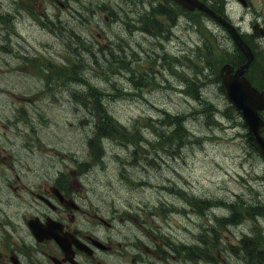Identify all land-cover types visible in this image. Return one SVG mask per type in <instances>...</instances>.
<instances>
[{
	"label": "rangeland",
	"instance_id": "rangeland-1",
	"mask_svg": "<svg viewBox=\"0 0 264 264\" xmlns=\"http://www.w3.org/2000/svg\"><path fill=\"white\" fill-rule=\"evenodd\" d=\"M15 0H0V8H4V13L11 14L7 11L9 8V3ZM21 8L17 11L15 8L10 7L12 12H15V15L21 20H25L19 24L22 26V30L16 34V37L20 39L22 46L24 47L23 52H29V55H34L33 59H38L37 53L32 52L30 49H41L44 45L48 46L45 42L54 43L55 38H57L56 33L51 31L47 25H44L37 14L34 15V11L29 7L28 0H17ZM50 1V0H47ZM53 1V0H51ZM62 3L60 8L53 7L49 8L51 5L41 3L40 6H35L37 12L42 16L50 13L52 16L50 18H55L56 15L59 17V20L66 19L67 16L72 18L69 9H74L73 6L77 2L75 0H60ZM99 2L103 0H98ZM252 7L242 8L236 0H224L222 6L224 7L226 2H229V11L232 18L238 22L244 31H252V24L254 18L264 22V0H250ZM82 4V3H81ZM76 7L82 9L80 4H75ZM77 12V11H76ZM75 12V15L79 14ZM103 12H100L101 18H103ZM245 16V18L243 17ZM78 17L82 18V15ZM238 17V18H236ZM84 18V17H83ZM236 18V19H235ZM41 19V20H40ZM45 21L46 17L44 18ZM98 20L95 22L93 19H89L86 29L89 30L88 35L93 36V40L97 45H102L107 49L96 48L92 52L87 50L83 45L71 46L67 45L64 50L60 52V59L52 60L50 58H45L42 60V63L39 64H29L25 62L21 63H12L11 66H7L6 63L0 68V74L9 75L8 69L13 68V73H21L18 75L28 76L25 79H21L27 89H35V92L32 95L34 101H40L41 104L35 111L39 115L44 114V107L48 103V98H54L59 100L61 103H66L68 108L65 112H73L74 104L73 100L78 97L79 92L84 90L85 87H88L90 90H94L95 94H110L111 98H120L122 97V107H116L110 110L107 114L115 121H120L123 124L133 127L135 124H138V119H142L143 123H139V126H146V123H149L154 117L160 115H167V112L162 110L164 105L170 109H166L170 114L178 113L177 117L172 119L173 130L171 133L163 139L162 143L168 144L169 139L173 136L176 138H185L190 135H193L192 139L184 140V144H178L175 148H172L173 153H169L166 150L161 149V144L159 142L152 141L151 143V152L153 156L141 154V157L134 156L133 150L134 145L129 143H124L118 137L119 128L115 125L116 129L113 133H104L96 140V134L92 131H86L82 127L77 129L70 137L62 138L61 136L64 133V130L57 128L54 132L50 133L49 137H44V133L40 135V140H34L30 143L31 146L40 145L45 150H56L63 149L66 150V154L69 153L71 159H75L77 163H84L87 160H94L95 156H89L88 151L92 150L96 153L107 150L108 151V161L107 167L101 171L95 172V177L102 181L103 185L107 186L105 193L106 197L110 199L124 198L126 201H132V205L135 208L134 212L127 219L125 225H120L116 232V239L124 241L126 245L131 244L132 239L135 238L136 234H142L147 237L157 236L154 233H151L145 225H141L140 222H137L138 219L143 215L151 212L153 215L159 216L157 214V203L160 201H180L172 207V221L171 229L173 231L179 230L182 239H196L195 235L199 233L200 228L198 227V222L201 221L202 214L196 213L191 214L196 211V206L192 203L182 202V196L179 194L172 195L169 197V193L163 194L161 190L165 187L166 184L163 183L165 180L167 182L168 177H173L177 182L183 179L185 184L189 185V190L193 194H205V196L212 198L214 194L218 195L221 198V204L224 205L226 200H234L239 196H244L247 198L245 203H250L252 200H256L257 204H264V158L256 150L255 146L248 142L246 139V133L248 132L252 135L248 128L246 130L241 126L233 125L228 121L227 116H223L222 112L218 116L221 118L218 124L211 123V117H208L198 106L206 105L203 100V95H205L207 100H209L208 106H218L219 108H225L229 110V101L228 99L220 93L217 85L211 87L209 85L198 84L197 79L203 78L200 74H189L187 76L189 79L182 80V76L185 74H175L180 77L181 81L169 83V79L165 78L166 75L170 74V69L173 62L178 58H184L186 54H192L197 50V47L200 43L199 37L207 33V30H204L201 33V27L196 31L191 30L189 27L176 28L174 30V36L170 39L171 42L166 43V46L171 47L172 49H163L155 56L147 57L141 59L138 55L136 59L131 57L126 51L122 43L114 45L118 41V35L116 29L119 26L117 19L113 23L109 21L108 29L102 33V29L98 24ZM145 26L151 30L160 29L162 31H172V27L167 29L164 25L156 21H147L144 23ZM152 24V25H151ZM139 28L137 25H135ZM210 29L214 32L220 33V26L216 25L214 22L209 23L205 26V29ZM128 31L131 30V26L127 27ZM98 32H101L98 35ZM124 38H128L129 35H121ZM140 39V38H139ZM133 46H136V49L144 52L145 44L140 43L138 45L136 42H131ZM136 43V44H135ZM28 45V47L25 46ZM93 44V43H92ZM165 46V45H164ZM113 52L110 54L109 52ZM232 51V50H231ZM230 52V51H229ZM184 53V54H183ZM231 53V52H230ZM129 62V66L134 67L135 71L131 69H126L122 62ZM148 61V62H147ZM264 59L261 57L259 62L256 63V68H263V79H264ZM227 63V62H226ZM115 65L120 70L117 73H104V69L108 65ZM219 68L222 64L219 62ZM53 67L51 75L53 77H58L60 73H63L64 76L61 80L48 83V75L41 74V66ZM263 65V66H262ZM84 66L88 68V73L80 78H75L77 75L83 73ZM148 66V67H147ZM187 70V68H185ZM179 71H183L182 68H179ZM12 73V74H13ZM66 73V74H65ZM11 75V74H10ZM212 75V74H209ZM176 77L177 79H179ZM139 82L149 81L146 86L136 90V87H127V84L124 82H130L132 79ZM192 79V80H190ZM211 81L214 80L213 75L210 78ZM261 84L264 85V82L261 81ZM180 86H186L184 89ZM193 86L195 89L200 92L201 100H199L197 95L190 96L187 94L188 87ZM67 90L66 93L59 94V90ZM0 107L4 106L7 102V97L15 101L19 97V93L22 91L13 87V90H7L4 87H0ZM29 91V90H27ZM30 92V91H29ZM26 92L28 95L31 93ZM6 93V95L4 94ZM210 94L211 96H207ZM118 95V96H117ZM7 96V97H6ZM187 96L188 98H184ZM20 98V97H19ZM190 98V99H189ZM62 103V104H63ZM31 104L34 103L31 101ZM62 110V108H61ZM63 111V110H62ZM213 111V109L211 110ZM50 113V110H49ZM49 113H46L47 116ZM171 117H173L171 115ZM213 117V116H212ZM223 117V118H222ZM229 119L233 118L232 114H229ZM80 122L84 124L87 122L85 116H78ZM227 120V121H226ZM225 121L227 122L225 124ZM8 117L3 112H0V133L1 129L7 125ZM235 123L237 121L235 120ZM225 124V125H224ZM191 129V131H190ZM10 130V129H9ZM145 133L150 134L152 128L145 127ZM112 135V136H109ZM264 136V132L262 133ZM6 136V134L4 135ZM19 135L17 142H13L18 147L26 150L27 142L22 141ZM107 136V138L103 137ZM213 136V137H211ZM22 137V136H21ZM253 139L255 136H253ZM154 138V135H152ZM16 139V138H15ZM255 142V141H254ZM4 144V143H3ZM2 144V145H3ZM64 144V146H63ZM185 148L182 150V147ZM49 146V147H48ZM157 148H159L158 151ZM13 152H10L11 155L14 153L17 157V164H28L24 161L23 155L17 153L12 149ZM68 151V152H67ZM5 153V151H2ZM168 154L170 159L166 162L163 158V154ZM146 158L145 163L150 165L157 166L151 170L145 169L144 174L140 176L149 177L151 174H156V178L149 177L150 187L144 189L131 188L132 183L128 178L124 179V184L120 186H111V179H115V176H121L125 174L130 175L132 170H127L128 168H133V162L138 166L139 159ZM48 162L44 159H39L35 165L25 166L24 171H28V177L35 176V174L41 169L46 168ZM155 169L156 172H155ZM256 171V172H255ZM255 175V180L252 178ZM89 182V180L87 181ZM153 184V185H152ZM88 185H90L88 183ZM154 187V188H152ZM110 188V189H109ZM249 198V199H248ZM167 199V200H166ZM217 199V200H218ZM171 205V204H170ZM239 204L230 205L232 208L237 207ZM16 206L17 204H12L11 207ZM226 206V205H225ZM169 207L166 206L164 211ZM147 210L146 213L144 211ZM217 213L222 216L229 213V209L226 206L225 211L215 210ZM162 213V212H161ZM187 214H190L188 216ZM128 215V212H127ZM243 218H247L244 216ZM261 216H256L250 218V221L246 220L244 226L241 227L239 231V226L236 228L234 225L219 227L214 235L216 238V244L205 243L200 246L199 252L201 254L196 256L195 259H192L186 262L183 257L170 256V264H247L249 261L245 258L237 256L233 261L231 260L230 253L232 252L231 247H237V235L240 236H253V229L257 228L256 231L264 230V219H259ZM212 221L213 212H206L204 217L203 225H215ZM226 221V220H225ZM147 223V221L145 220ZM130 225V226H128ZM135 225V226H132ZM168 225V224H167ZM226 225V224H225ZM129 229L132 230L129 233ZM187 243H191L189 240H185ZM209 246L211 258H216V260L206 258L205 251L206 246ZM129 251V250H125ZM130 252V251H129ZM114 252L109 253V264L115 262L116 264H122L120 254H114ZM150 254V253H149ZM133 259V258H132ZM130 260V262L132 261ZM138 259V258H136ZM183 259V260H182ZM142 263V262H141ZM161 264H166V261H163Z\"/></svg>",
	"mask_w": 264,
	"mask_h": 264
},
{
	"label": "trees",
	"instance_id": "trees-1",
	"mask_svg": "<svg viewBox=\"0 0 264 264\" xmlns=\"http://www.w3.org/2000/svg\"><path fill=\"white\" fill-rule=\"evenodd\" d=\"M29 1V7L32 11H34V15H38L40 18H42L41 22L44 25H47V27L56 33L57 36H61V41L65 42L68 41L69 45L76 46V45H83L87 50L90 52L96 48L101 49H107L106 47L102 45H97L95 41L93 40V36L88 35L89 30H87L85 27L87 23L83 20H88L93 18L95 21H99V23L104 22V17L101 18V15L98 13L99 10H102L106 13L107 11V4L111 2L110 13L114 19H117L119 26L116 29V33L118 35V41L114 43V45L118 43H122L125 46L126 51L128 54L136 59V56H140L141 59L152 57L158 54L159 52L163 51V49H172L171 47L166 46V43L171 42L170 38L173 37L172 31H162L160 29L151 30L145 26V22L147 21H156L160 23L161 25H164L167 29L170 28L171 24H176L178 21H182L183 27H189L191 30L196 31L200 27H205L207 24L211 23V19L207 17L204 13L198 12V11H189L176 3L174 0H103L104 3L99 2L98 0H77L76 3L80 4L82 7V11L77 9V12L75 10H72L70 18L67 16V18L63 19L62 21L59 20V17L56 15V17L50 18L52 14L48 13L45 16H42L39 14L35 8V6H40L41 3H45L48 5H51L49 8L57 7L60 8L62 3L60 0H53V1H47V0H28ZM69 2V0H67ZM206 1L213 9H215L217 12L221 13L222 15L226 16V13L224 12V7L222 6V3L224 0H204ZM64 4V3H62ZM9 8L7 11L11 14H5L4 8H0V68L7 62L12 63H29V64H36L39 62V64L42 63L43 59H33L34 55H29V52H23L24 47L21 44V40H15L13 36V32L17 29V26L22 23L25 20H21L18 15H15V12H12L10 7L15 8L17 11L20 10L21 5H19V2L17 0L11 1L9 3ZM225 6V5H224ZM75 12L79 15H82V18L75 15ZM88 16V17H87ZM46 17V20L44 18ZM84 17V18H83ZM26 23V21H25ZM213 23V22H212ZM103 24V23H102ZM135 25H137L139 28H137ZM152 25V24H151ZM131 26V30L135 28L134 31H128L127 27ZM178 27V26H177ZM180 28V27H178ZM11 29L13 32H11ZM106 30L105 28H103ZM207 30L206 34H203L199 37V45L197 47V50L194 51L192 54H186L184 58H178L176 59L172 67L170 69V74L166 75L165 78L169 79V83L172 82H178L181 81L180 77L176 76L175 74H185L182 76V80L189 79L187 76V73L189 74H200L203 78H198L197 82L198 84H205L209 85L211 83V87H215L214 85H217L219 91L221 94H223L226 97V91L222 84L221 78H220V68H219V62L221 64L225 62H231L235 66H239L246 61V55L243 51L238 49L236 45L233 43L231 37L229 34L224 30L223 32L217 33L212 31L211 29H205ZM129 35L128 38H124L121 35ZM171 34V36H170ZM244 37L246 41L251 45L253 48L256 58L253 61L252 65L247 71V74L249 78L259 86V88L264 89V85L261 84V81L264 82L263 79V68H256V63L259 62V59L263 57L264 59V39L262 41H256L260 36L254 32L253 34H244ZM140 38V39H139ZM21 41V42H20ZM165 41H167L165 43ZM131 42H136L138 45L140 43L145 44V48L143 49L144 52L136 49V46H133ZM93 43V44H92ZM135 43V44H136ZM165 45V46H164ZM26 47H28L27 44H25ZM163 48V49H162ZM32 52H36L39 56L40 53L47 54L46 48L45 49H37L32 50ZM39 50V51H38ZM232 50V51H231ZM38 51V52H37ZM231 53H230V52ZM184 54V53H183ZM49 55V54H48ZM52 58V57H50ZM123 66L126 69H131L133 72L135 71L134 67L129 66V62L121 61ZM148 62V61H147ZM264 65V62H263ZM262 65V66H263ZM148 67V66H147ZM179 68L183 71H179ZM187 68V70H185ZM53 70V67L48 66H41L40 73L48 75V83H54L62 79L64 76L63 73H60L58 77H53L51 75V71ZM120 70V67L118 68L115 65H108L104 69V73L110 74L117 73ZM88 68L84 66L83 73L77 75L75 78L83 77L88 73ZM66 74V73H65ZM212 74L214 80L211 81L210 78H212ZM6 76L7 75H0V83L3 85H6ZM12 77V86L20 90L27 91L29 90L31 94L35 92L36 89H27L23 83V79L27 78L28 76H21L16 73H13L10 75ZM178 77L179 79H177ZM22 79V80H21ZM130 80V82H124V84H127V87H136V90H139L146 86L149 81L146 82H139L132 79H126ZM192 80V79H190ZM188 90L187 92L193 96L199 94L198 90L195 89L193 86H187ZM59 94L66 93L67 90L60 89ZM118 96V95H117ZM207 96H211L210 94H207ZM208 97L203 95V100L206 103V105H199L198 107L206 114H208V117H212L211 123H215L216 121L218 124L213 125L217 126L219 125L220 118L218 117V114L222 112L223 116H227L229 123L233 125H239L242 126L246 130V125L244 121L242 120L241 113L231 104L229 103L228 107L229 110H226L225 108L221 109L218 106H214V110L211 111V107L207 104L211 105L209 103V100H207ZM56 101H59L55 99ZM201 100V99H200ZM60 102V101H59ZM73 106L74 112L76 116H85L87 122L82 126L83 129H85L87 132L92 131L96 134V140L100 138L101 135L104 133H113L116 129V121L108 116V112L116 107H122V97L112 99L110 97V94H95L94 90H90L88 87H85L84 90L79 92L78 97H76L73 100ZM4 105V104H3ZM21 105H17L13 109L7 108V104L0 107L4 108L7 111V113L14 112L17 114L20 112ZM166 109H170L169 107L164 105L163 111ZM219 111V112H218ZM2 112H4L2 110ZM218 112V114H217ZM229 114L233 115V118L229 119ZM171 116H168L165 121L172 123V119L174 117H177V114H170ZM16 116V115H15ZM29 119H32L29 117ZM79 120V118L77 117ZM235 120L237 123H235ZM24 123H28V119L25 120ZM115 124V125H114ZM25 129H28V127H25ZM118 132V130L116 129ZM196 135L197 133L194 132ZM247 136V140L249 143L255 146L257 150L256 143L254 142V139L252 135L248 132H245ZM136 131L131 133L129 135L130 138H133L136 135ZM193 135H190L185 138H176L172 137L169 139L168 144L162 143L163 139L166 138L168 135L164 134L162 140L159 142L161 144V149L166 150L169 153L172 152V148H175L178 144H184V140L192 139ZM112 136V135H109ZM5 137V136H4ZM185 148L182 147V150ZM145 151H147V154L149 156H153V152H151V148L148 146H144ZM165 153V152H164ZM164 160L168 162L170 159V156H167L168 154H163ZM146 158H140L139 159V165L137 166L134 162L132 166H134L136 171L134 170V175H128L124 173L125 178L130 177L131 183L137 188V189H144L146 187V183L144 180L140 177V174H144V169L151 170L157 166H152L148 163H145ZM128 168V167H126ZM157 169H155L156 172ZM149 177L156 178V174H151ZM166 180V179H165ZM163 181L164 184H168L166 181ZM173 184L172 182L169 183ZM174 186V185H173ZM165 186L164 188H166ZM154 188V187H152ZM214 199V198H213ZM184 203H192L197 208H206L209 212H211L212 208L209 207L211 205V200L208 198H205L203 200H200L198 197H196L194 200L191 198H187L184 196L182 198ZM215 200V199H214ZM247 198L244 196H239L238 198L232 200V204H239L237 207L232 208L227 202L221 204V202L217 203V206H223V211H225L226 206L229 208V211L233 212V214L230 215L227 219L225 216L219 217V215L214 214V218L216 222L221 221V225L223 228H225V224L228 223L230 225L233 224V222H239L243 220L244 216H246V213L248 214L247 219H250L253 217L256 218V216H261L259 221L261 219H264V204H257L256 200H252L250 203H245ZM217 200H215L216 203ZM230 203L231 200H228ZM214 203V204H215ZM213 204V205H214ZM168 203H164L160 206V210L162 211L164 206H168ZM226 205V206H225ZM215 206V205H214ZM230 218V219H229ZM226 220V221H225ZM218 224V223H217ZM220 225V226H221ZM219 225H206L205 234L203 236V242H207L208 238L212 239L215 238V231L218 229ZM257 228L253 229V236H243L241 239V244L239 247L234 248L236 252V257L240 256L241 258H245L248 261H250V264H264V230H260L259 232L256 231ZM157 234L159 237H165L167 239L171 240L165 245L164 248H166L165 253L172 254H187L190 257L195 256L196 254H200L197 246H187L188 243H186L185 240L180 239V237H176V235H173L172 231H170L166 227H158ZM251 238V239H250ZM214 244H216V238L214 240ZM209 246H206L205 255H210ZM233 249V250H234ZM238 258V257H237ZM253 262V263H252Z\"/></svg>",
	"mask_w": 264,
	"mask_h": 264
},
{
	"label": "flooded vegetation",
	"instance_id": "flooded-vegetation-1",
	"mask_svg": "<svg viewBox=\"0 0 264 264\" xmlns=\"http://www.w3.org/2000/svg\"><path fill=\"white\" fill-rule=\"evenodd\" d=\"M63 179L62 172L53 165L42 178L26 179L14 165L2 159L0 264H96L95 252L104 257L103 249H107L110 252L105 260H109V253L121 244L116 240L117 225L112 218L98 222L82 214L87 220L78 221L79 209L73 200H77V196L72 181L66 179L58 184ZM12 204L18 207H11ZM55 234L69 242L68 251L56 241ZM78 243L90 246L92 254L85 253Z\"/></svg>",
	"mask_w": 264,
	"mask_h": 264
},
{
	"label": "water",
	"instance_id": "water-1",
	"mask_svg": "<svg viewBox=\"0 0 264 264\" xmlns=\"http://www.w3.org/2000/svg\"><path fill=\"white\" fill-rule=\"evenodd\" d=\"M184 7L195 10L199 9L208 16L225 24L226 29L233 36L237 46L244 52L247 62L236 68L231 64H225L221 69L223 83L227 90L229 99L242 110L243 117L247 123L249 130L255 136V140L260 148L261 154L264 155V136L261 135V128L264 125L263 119L260 117L258 110L264 108V92L252 86L250 80L245 76L246 69L255 58L251 47L243 40L239 32L231 25H227V18L220 15L202 0H175ZM246 5V0H241ZM254 29L264 36V28L256 24Z\"/></svg>",
	"mask_w": 264,
	"mask_h": 264
},
{
	"label": "bare ground",
	"instance_id": "bare-ground-1",
	"mask_svg": "<svg viewBox=\"0 0 264 264\" xmlns=\"http://www.w3.org/2000/svg\"><path fill=\"white\" fill-rule=\"evenodd\" d=\"M214 23L216 25L220 26L222 32L224 31V28L227 27L225 24H223L221 22H214ZM256 24L258 25L259 23H258V20L256 18H254L253 24H252V31L248 32V31H244L242 29L241 25L238 22H236L234 19L227 21V25L228 26H231L232 25L238 32H241V33H249V34H253L255 32L254 31V26ZM207 28L210 29V27H207ZM204 30H205V27H201V30H200L201 33ZM172 31L175 32L173 30V28H172ZM254 55L256 56L255 52H254ZM255 58H254V60H255ZM11 64H12V62H7L6 63L7 66H11ZM248 69H247V71H248ZM8 72H9V75L12 74L13 73V68H9L8 69ZM180 87L184 89L186 86H180ZM198 96L199 97H197V98L200 100L201 99L200 92H199ZM67 108H68V105L66 103H63L62 104V110L65 111ZM212 109L214 110V106H213V108L211 107V110ZM165 111L167 112V115L166 116L160 115L158 117H154V119H151V121L149 123H146V126H139L138 125L139 123H143L144 124V122L140 118L138 119V124H135L133 127H129V126L123 124L120 121H116V126L120 130V131L117 132L118 133V137L124 143H129L130 145H134V150H133L134 156L141 157V154L148 155L147 154V151H145V149H144V146H148L149 148H152V146H151L152 141H154V142H160L162 140L164 134L169 135L171 133V131L174 128L173 127V124L165 121V119H167L168 116H171V115H170L169 111H167V110H165ZM110 119H111V117H110ZM211 120H212V115H211ZM226 121H225V124L227 122H229V121H227V122ZM215 123H217V122H215ZM145 127L152 128V131H151L150 134L145 133V131H144V128ZM135 131H136L137 134L133 138H130L129 135L131 133L135 132ZM190 131H191V129H190ZM152 135H154V138H152ZM103 137L107 138V136H103ZM40 138L41 137L39 135L34 140H37L38 141V140H40ZM34 140H32V141H34ZM63 146H64V144H63ZM158 150H159V148H157L156 151H158ZM49 151H52V150H49ZM67 155H68V153H67ZM72 160L75 161V159H72ZM247 236L250 237L249 235H247ZM263 250H264V248H263ZM247 264H250V261Z\"/></svg>",
	"mask_w": 264,
	"mask_h": 264
}]
</instances>
